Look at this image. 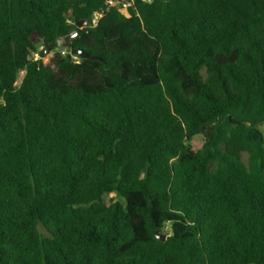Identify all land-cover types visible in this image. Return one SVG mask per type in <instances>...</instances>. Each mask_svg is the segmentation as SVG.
<instances>
[{
    "label": "trees",
    "instance_id": "obj_1",
    "mask_svg": "<svg viewBox=\"0 0 264 264\" xmlns=\"http://www.w3.org/2000/svg\"><path fill=\"white\" fill-rule=\"evenodd\" d=\"M261 125L264 0H0V264H264Z\"/></svg>",
    "mask_w": 264,
    "mask_h": 264
},
{
    "label": "water",
    "instance_id": "obj_2",
    "mask_svg": "<svg viewBox=\"0 0 264 264\" xmlns=\"http://www.w3.org/2000/svg\"><path fill=\"white\" fill-rule=\"evenodd\" d=\"M87 22H79V23H76L75 26L77 27L78 30L84 28L85 26H87ZM79 33L77 30L71 32L70 34L64 36V37H61V38H58L57 39V47L58 48H63V49H67V50H70L71 51V54L76 56V57H79L80 59H88L89 58V55L87 53H85L84 51L80 50V49H73V39L78 37ZM52 46L53 45H49V46H46L44 50H41L40 54H39V59H44L47 52L50 51L52 49ZM165 229H163L164 231ZM157 237L159 238V240H161L162 242H165L166 239L168 238V236L166 234H163L162 232H157Z\"/></svg>",
    "mask_w": 264,
    "mask_h": 264
},
{
    "label": "rangeland",
    "instance_id": "obj_3",
    "mask_svg": "<svg viewBox=\"0 0 264 264\" xmlns=\"http://www.w3.org/2000/svg\"><path fill=\"white\" fill-rule=\"evenodd\" d=\"M121 10L123 12H125V14L127 13V10L125 8H121ZM44 49H45L44 47L41 48V50H44ZM53 55H54V52L53 51H48L47 54H46V56H45V58L43 60L45 62H48L49 59L51 57H53ZM33 58L35 60H38L39 59V55H33ZM259 129H260L261 133L264 135V125L259 126ZM197 146H199V145H197ZM104 201H105L106 204L110 205V204H112L115 201H121V199L119 197H117V195H115V194H109V195H105L104 196Z\"/></svg>",
    "mask_w": 264,
    "mask_h": 264
},
{
    "label": "built area",
    "instance_id": "obj_4",
    "mask_svg": "<svg viewBox=\"0 0 264 264\" xmlns=\"http://www.w3.org/2000/svg\"><path fill=\"white\" fill-rule=\"evenodd\" d=\"M132 1H135V0H132ZM146 1H147V0H146ZM100 16H101V15H97V16L95 17V19H94V22H97L98 19L100 18Z\"/></svg>",
    "mask_w": 264,
    "mask_h": 264
}]
</instances>
